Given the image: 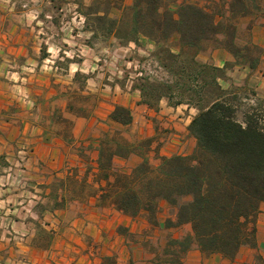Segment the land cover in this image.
Listing matches in <instances>:
<instances>
[{
    "label": "crops",
    "instance_id": "1",
    "mask_svg": "<svg viewBox=\"0 0 264 264\" xmlns=\"http://www.w3.org/2000/svg\"><path fill=\"white\" fill-rule=\"evenodd\" d=\"M92 1L0 0V155L17 158L21 167L20 184H0V264H156L170 238L191 235L189 225L165 226L176 220L166 202L153 226L146 212L133 218L101 205L94 194L103 138L115 130L131 142L156 137L149 158L157 165L160 156L193 153L196 140L188 127L197 111L163 100L156 112L140 103L134 81L121 87L116 80L108 83L109 76L101 79L103 40L93 37L85 13ZM251 21L261 63L254 70L243 65L226 70L220 85L227 91L248 87L264 107V0L260 12L241 20V28ZM111 43L120 45L114 38ZM212 49L211 63L201 59L204 52L198 60L220 69L235 61L225 49ZM163 105L193 114L181 135L186 143L159 139L154 117L168 112ZM117 106L132 111L130 127L111 119ZM141 162L133 154L116 157L114 166L130 171ZM257 227V245L244 246L235 261L194 247L183 264H264V204Z\"/></svg>",
    "mask_w": 264,
    "mask_h": 264
},
{
    "label": "trees",
    "instance_id": "2",
    "mask_svg": "<svg viewBox=\"0 0 264 264\" xmlns=\"http://www.w3.org/2000/svg\"><path fill=\"white\" fill-rule=\"evenodd\" d=\"M125 1H92L85 13L93 37L155 46L138 60L152 70H138L133 88L141 93L140 103L156 112L163 100L196 109L188 127L196 147L190 155L160 156L155 165L149 152L156 137L131 142L115 130L100 141L94 194L101 205L133 218L146 212L153 226L166 202L176 220L165 226H190V236L167 241L156 264H183L194 247L235 261L244 246L257 245L264 204V107L254 106L239 120V106L220 80L236 65L254 70L261 63L263 50L251 40L255 22L243 30L241 20L260 12L262 0H133L131 6ZM115 10L120 16H113ZM210 48L225 49L235 61L223 69L200 62L198 56ZM110 117L123 127L133 123L132 111L123 106ZM133 154L142 162L132 170L114 166L116 157Z\"/></svg>",
    "mask_w": 264,
    "mask_h": 264
},
{
    "label": "rangeland",
    "instance_id": "3",
    "mask_svg": "<svg viewBox=\"0 0 264 264\" xmlns=\"http://www.w3.org/2000/svg\"><path fill=\"white\" fill-rule=\"evenodd\" d=\"M98 43L99 50L102 48L104 50L102 53L103 57L99 56L101 60L99 61L98 69L103 74L101 79H104V76L110 77L108 83L116 80L119 86L124 87L128 80V84H130L131 81H134V79L138 77V70H152V68L147 65V62H143L140 65L138 61L141 58H146L149 53L154 50L149 45H146L144 48H139L135 44H131V46H129L130 44L128 46H121L116 43H111V40L103 42L102 46H100V40ZM201 59L211 63V48L202 53ZM230 97L234 99L235 103L239 106V120H243V112L250 111L251 108L260 104V102L255 100V92L245 86H232ZM89 102H92V100H89ZM167 108L166 105H163L162 111H168ZM138 113L140 114V112ZM192 115V113H186L184 107H180L178 110L175 109L174 111H168L164 114L161 113L158 117H154L160 134L159 139H162V141L165 138L172 140L176 139L186 143L187 140L182 139L181 135L184 134L183 128L185 122L192 118ZM262 122H264V120H262ZM176 124L180 126L178 127ZM153 127L154 123L152 121V129ZM12 159L0 155V184H20L21 176L18 171L21 167L17 164V158Z\"/></svg>",
    "mask_w": 264,
    "mask_h": 264
}]
</instances>
